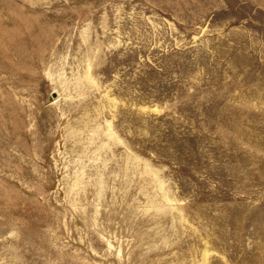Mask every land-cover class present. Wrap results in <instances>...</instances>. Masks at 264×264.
<instances>
[{
    "label": "rangeland",
    "instance_id": "374dc122",
    "mask_svg": "<svg viewBox=\"0 0 264 264\" xmlns=\"http://www.w3.org/2000/svg\"><path fill=\"white\" fill-rule=\"evenodd\" d=\"M0 264H264V0H0Z\"/></svg>",
    "mask_w": 264,
    "mask_h": 264
}]
</instances>
